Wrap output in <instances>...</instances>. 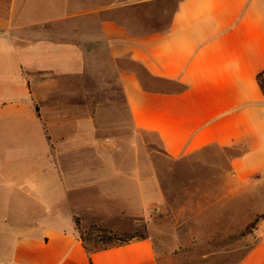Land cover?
Wrapping results in <instances>:
<instances>
[{
  "label": "crops",
  "instance_id": "obj_1",
  "mask_svg": "<svg viewBox=\"0 0 264 264\" xmlns=\"http://www.w3.org/2000/svg\"><path fill=\"white\" fill-rule=\"evenodd\" d=\"M259 73L264 0H0V163H30L28 178L2 171V188L25 203L0 214V264H167L148 235L85 250L77 218L117 230L113 219L164 200L151 163L102 162L86 104L114 81L131 126L155 134L167 157L233 150L230 178L248 191L264 188ZM39 103L64 105L56 133ZM253 216L248 249L231 264H264V206Z\"/></svg>",
  "mask_w": 264,
  "mask_h": 264
},
{
  "label": "rangeland",
  "instance_id": "obj_2",
  "mask_svg": "<svg viewBox=\"0 0 264 264\" xmlns=\"http://www.w3.org/2000/svg\"><path fill=\"white\" fill-rule=\"evenodd\" d=\"M134 70L143 79V73L136 65ZM109 75L111 77V73ZM37 108L45 125L53 120L50 130L53 132L54 129L56 133L62 127L64 105L39 103ZM86 114L95 115L97 127L101 130L102 162L151 163L164 200L160 205L151 204L147 215L113 219V224H118L117 230L97 223L80 222L85 219L77 218L78 234L82 239L92 246L107 247L135 238L133 236L148 235L165 252L167 264H231L229 261L237 259L248 249L249 235L253 233L258 218L253 212L264 206V188L260 186L246 191L244 185L231 180L228 159L233 150L210 147L176 159L167 157L155 134L131 126L123 96L114 81L111 87H103L99 104H86ZM53 138L56 142L54 135ZM37 145L41 151L40 138ZM24 147L28 149V145L22 142L21 148L17 149L22 151ZM29 164L0 163V178L4 167L7 171H14L15 176L28 178ZM44 164L38 163V168ZM134 170L145 172V166ZM37 180L38 195L45 198L43 202L49 203L46 199L51 193L49 186L52 189L49 178L47 181L39 169ZM5 182L0 183V214L4 210L18 213L25 201L16 199L19 192L8 185L3 186L5 192H2ZM243 222L245 225L241 227ZM238 224L240 228H237Z\"/></svg>",
  "mask_w": 264,
  "mask_h": 264
},
{
  "label": "trees",
  "instance_id": "obj_3",
  "mask_svg": "<svg viewBox=\"0 0 264 264\" xmlns=\"http://www.w3.org/2000/svg\"><path fill=\"white\" fill-rule=\"evenodd\" d=\"M256 80H257V83L259 85V88L260 90L262 91V93H264V77H262V74H257L256 76ZM133 237H137V236H133ZM142 237V236H139V238ZM130 240L127 239L126 241ZM82 243H83V246L85 248V250L88 252V253H91V252H94V251H97V250H101V249H105L107 247H104V246H97V245H94L92 246L90 242H88L87 240H85L84 238L82 239ZM96 244V243H95ZM112 246V245H111Z\"/></svg>",
  "mask_w": 264,
  "mask_h": 264
}]
</instances>
